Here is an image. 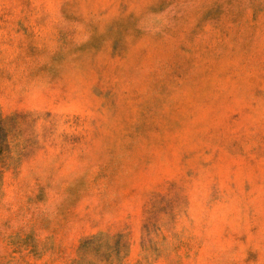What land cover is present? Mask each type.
<instances>
[{
  "label": "rangeland",
  "instance_id": "obj_1",
  "mask_svg": "<svg viewBox=\"0 0 264 264\" xmlns=\"http://www.w3.org/2000/svg\"><path fill=\"white\" fill-rule=\"evenodd\" d=\"M0 264H264V0H0Z\"/></svg>",
  "mask_w": 264,
  "mask_h": 264
}]
</instances>
